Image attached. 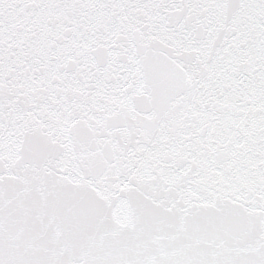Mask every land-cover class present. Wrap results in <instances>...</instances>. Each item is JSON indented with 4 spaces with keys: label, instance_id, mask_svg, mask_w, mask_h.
I'll list each match as a JSON object with an SVG mask.
<instances>
[{
    "label": "snow or ice",
    "instance_id": "1",
    "mask_svg": "<svg viewBox=\"0 0 264 264\" xmlns=\"http://www.w3.org/2000/svg\"><path fill=\"white\" fill-rule=\"evenodd\" d=\"M0 264H264V0H0Z\"/></svg>",
    "mask_w": 264,
    "mask_h": 264
}]
</instances>
